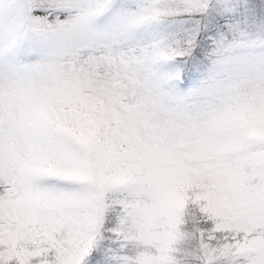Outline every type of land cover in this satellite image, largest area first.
<instances>
[{
	"label": "snow or ice",
	"instance_id": "6c2138e0",
	"mask_svg": "<svg viewBox=\"0 0 264 264\" xmlns=\"http://www.w3.org/2000/svg\"><path fill=\"white\" fill-rule=\"evenodd\" d=\"M0 264H264V0H0Z\"/></svg>",
	"mask_w": 264,
	"mask_h": 264
}]
</instances>
